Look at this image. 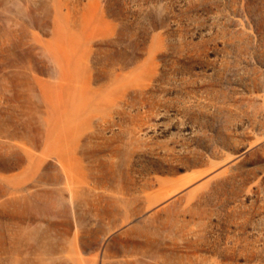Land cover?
I'll return each mask as SVG.
<instances>
[{
    "label": "rangeland",
    "instance_id": "1",
    "mask_svg": "<svg viewBox=\"0 0 264 264\" xmlns=\"http://www.w3.org/2000/svg\"><path fill=\"white\" fill-rule=\"evenodd\" d=\"M0 264H264V0H0Z\"/></svg>",
    "mask_w": 264,
    "mask_h": 264
},
{
    "label": "bare ground",
    "instance_id": "2",
    "mask_svg": "<svg viewBox=\"0 0 264 264\" xmlns=\"http://www.w3.org/2000/svg\"><path fill=\"white\" fill-rule=\"evenodd\" d=\"M234 150H237L238 149V147H234L233 148ZM195 163V162H194ZM184 164V163H183ZM194 164H190V163H187L186 165H185V167L186 168H190V167H192Z\"/></svg>",
    "mask_w": 264,
    "mask_h": 264
}]
</instances>
